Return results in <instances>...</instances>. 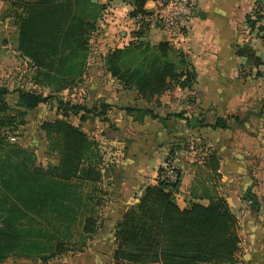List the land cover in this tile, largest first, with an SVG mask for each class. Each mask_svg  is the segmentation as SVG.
<instances>
[{
  "label": "trees",
  "instance_id": "trees-1",
  "mask_svg": "<svg viewBox=\"0 0 264 264\" xmlns=\"http://www.w3.org/2000/svg\"><path fill=\"white\" fill-rule=\"evenodd\" d=\"M145 2L129 0L132 9L128 16L146 15ZM10 5L21 9L13 16L17 50L33 64L35 84L49 88L50 94L22 89L9 91L0 85V264L10 255L39 259L41 264H46L52 257L66 252L65 242L73 239L74 229L79 228L81 245L93 238L106 203L107 192L101 183L108 171L101 166L98 145L68 120L71 116L84 120L96 109L55 97L76 85L84 66L88 39L105 5L100 0H33ZM263 21L264 3L260 0L251 14L245 16V23L264 42V35L260 34ZM143 30L146 29L135 31L133 42L105 56L106 71L147 103L175 87L191 90L196 76L187 56L167 41L149 47L140 40ZM235 52L251 66L261 64L248 45L235 46ZM11 95L12 105L8 101ZM52 98H57L56 112L62 119L43 121L39 129L48 141V150L57 156V164L44 168L35 164L32 150L12 143L4 133L23 126L29 112ZM108 109V105H101L97 113L104 121ZM125 111L156 117L151 109ZM173 116L183 120L187 127L195 126L183 113ZM211 127L226 128V123L217 120ZM179 146L171 145L169 157ZM208 159L215 168V157L209 155ZM163 174L164 169L159 167L156 185L145 186L137 202L114 225L113 261L117 264H236L240 243L238 224L225 200L216 198L207 205L194 203L179 209L174 192L181 173L176 171V182L167 181ZM77 208L80 214L75 216ZM51 239L55 243H50Z\"/></svg>",
  "mask_w": 264,
  "mask_h": 264
},
{
  "label": "crops",
  "instance_id": "crops-1",
  "mask_svg": "<svg viewBox=\"0 0 264 264\" xmlns=\"http://www.w3.org/2000/svg\"><path fill=\"white\" fill-rule=\"evenodd\" d=\"M115 1L100 0L105 8L88 39L81 75L76 85L62 91L80 95L81 105L96 109L84 120L71 116L73 125L96 142L99 137H106L118 149L115 150L118 159L102 182L107 195L97 231L87 249L70 264H117L112 259L114 225L137 202L145 186L156 185L160 162L171 145L184 142L196 144L206 151L207 158L182 174L174 192L177 207L207 205L210 200L223 198L238 224L236 264H264V42L245 23V16L251 14L260 0H198L187 38L182 50H178L191 63L195 84L191 90L175 87L150 103L135 90L124 88L105 69V56L133 42L134 33L139 30L128 16L131 5ZM7 8V2L0 0V16ZM106 9L110 15L103 14ZM141 32L140 40L149 47L166 41L160 31ZM7 40L0 34V76L4 77L11 72L6 65L10 62V54L5 51ZM242 45L255 51L260 65L251 66L236 55L235 46ZM14 47L17 62L13 70L18 75L15 82L22 77L19 88L26 85L29 91L31 88L50 91L35 84L33 64ZM101 105L109 106L107 121L97 114ZM45 106L31 111L38 125L52 121L56 113L48 109L42 112L41 107ZM127 108L151 109L156 117L138 112L127 114ZM40 112L46 118L37 122ZM180 113L195 126L187 127L183 120L173 116ZM217 120H224L226 128H212ZM209 155L215 157V168Z\"/></svg>",
  "mask_w": 264,
  "mask_h": 264
},
{
  "label": "rangeland",
  "instance_id": "rangeland-1",
  "mask_svg": "<svg viewBox=\"0 0 264 264\" xmlns=\"http://www.w3.org/2000/svg\"><path fill=\"white\" fill-rule=\"evenodd\" d=\"M18 1H33V0H7V4H8V8L6 11H4L2 13V15L0 16L1 22L2 24H0V34L2 36V38L4 37V39H8V43L6 44V48L5 51H8L10 54V62L7 63L4 61V64L9 65L8 67L11 68V72L7 75V76H0V85H7L8 90L9 91H14V90H18V89H22V90H27L28 88L26 85L23 86V88H19L20 84L19 82L22 81V77L21 80L16 81L15 79H18V75L14 74L15 70H13L14 67H16V53L15 52V47L17 46L16 44V38H17V31H16V25H15V20L13 18V16L16 13H20L21 9L15 6L10 5V3L15 2L18 3ZM123 1H127L128 4L129 0H116L115 2H117V4H121V2L123 3ZM104 3L107 5V3L104 1ZM103 14H108L110 15L111 13L109 12L108 9H106V11ZM132 21H135V18H130ZM157 31V30H156ZM161 32V31H160ZM163 33V32H161ZM164 35V34H163ZM165 36V35H164ZM12 50H14V52H12ZM33 92H37L41 95H49L50 91H43L42 89H38V88H31L30 89ZM69 92H67V94L61 92V94L56 95L55 97H59L61 98V100L63 101H70L71 103H75V104H81V100L82 98H80L81 96L74 94V93H70L71 95H68ZM11 98L8 99V101L10 102V105L13 104L14 102V96L11 95ZM56 100L57 98H52L49 103L46 104L45 108H43L44 110L42 112H45L46 109H48L47 111L54 113L52 111H56ZM38 113V117L39 119L37 120V122H41L42 119L46 118L44 113ZM34 114L35 113H31L29 112L28 115L25 117V124L23 126H20L16 131H8L5 132L4 134L7 135V138L9 141H11L12 143H16L19 144L29 150H32L31 152L34 155V159H35V164L37 166H41L44 168L53 166L57 164V156L55 155V153L51 152L48 150L47 148V143L48 141L44 138V133L43 131H41L39 129V126L36 123V121H34ZM49 115V113L47 112L46 115ZM59 114H57V112L54 114V116L52 117V121H54L53 119H55L56 117H58ZM72 118V117H71ZM56 119H62L61 117L56 118ZM55 119V120H56ZM70 121V123L73 124V121L70 120V117L68 119ZM110 122H109V126H108V130L110 129V131L112 130V128L110 127ZM37 126V127H36ZM36 127V128H35ZM32 134V135H31ZM91 140L94 141V143H96L98 145V150L101 154V158H102V162H101V166L103 167L104 170H109L113 167V165H115L116 160L118 159V149H116L115 147H112V144L110 143V141H107L106 137H99L97 142L95 138H91ZM179 148H182L181 150L179 149H175L174 153H180V152H185L186 156H183L180 158V164H179V169L181 171V176L184 173V171L188 168H190L192 165H195L197 163L203 162L206 158V151H201L196 144L190 143V142H184L179 144ZM191 145V146H190ZM193 145V146H192ZM190 146V148H189ZM116 150V151H115ZM185 150V151H183ZM116 152V153H115ZM169 152V151H168ZM167 152L166 156L164 157V159L160 162V167L162 166L163 163H165L166 161V157L168 158V160H170V156L169 157V153ZM102 185H104V183H101V187ZM102 189L104 190V188L102 187ZM105 207H103L104 210ZM80 208L75 209V216L80 214ZM102 212V211H101ZM74 216V218H75ZM36 229H38V226H35ZM28 228V227H27ZM24 228V229H27ZM43 228V227H42ZM79 228L74 229L73 230V239L69 242H65L66 244V252L56 255L54 257H52L51 259L48 260V262L46 264H70L74 262V258L76 255H78L79 253L83 252L84 250L87 249L89 243L91 240H86L85 244L81 245V239H79V236L77 235V233ZM50 243H55L54 239H51ZM49 254V250L47 251ZM47 254V253H46ZM36 258V257H34ZM2 264H41V261L39 259H36L35 261L32 260H28L25 258H19L16 256H8L4 262Z\"/></svg>",
  "mask_w": 264,
  "mask_h": 264
},
{
  "label": "built area",
  "instance_id": "built-area-1",
  "mask_svg": "<svg viewBox=\"0 0 264 264\" xmlns=\"http://www.w3.org/2000/svg\"><path fill=\"white\" fill-rule=\"evenodd\" d=\"M147 14L135 17L137 29H153L163 32L165 40L176 50H182L187 38L190 20L193 17L198 0H145ZM264 3V0H262ZM149 4V7L146 6ZM264 25V21L262 22ZM264 35V28L261 30ZM191 146V145H190ZM189 146V148H190ZM193 146V145H192ZM180 148L179 150H181ZM185 151V150H183ZM178 152V151H177ZM175 152L170 160L162 164L163 178L169 182H176L180 171V158L185 152Z\"/></svg>",
  "mask_w": 264,
  "mask_h": 264
}]
</instances>
